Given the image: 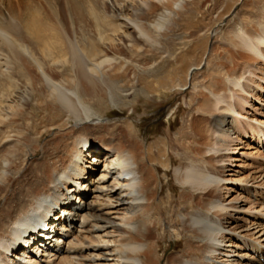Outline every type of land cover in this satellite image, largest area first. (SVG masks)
Here are the masks:
<instances>
[{"label": "bare ground", "instance_id": "bare-ground-1", "mask_svg": "<svg viewBox=\"0 0 264 264\" xmlns=\"http://www.w3.org/2000/svg\"><path fill=\"white\" fill-rule=\"evenodd\" d=\"M72 8L81 21L83 15L77 11L80 8L76 5ZM121 19L129 27L137 26L128 18ZM40 21L33 14L29 16L28 28L32 35L46 34V27L40 26ZM17 29L4 22L0 25V38L6 42L8 52L24 63L37 80L34 96L37 101L31 110L45 125L36 129L40 126H32L28 121L20 128L22 112L19 110H23L22 103L31 100L34 89L17 83L15 97L19 99V105L5 106L3 111L7 119L0 117V127L9 125L8 128L14 129L8 131L10 134L4 143L15 141L22 145L20 150L0 156V195L11 192L6 197L0 221V264H159L157 250L161 235L160 220L155 216L153 205L157 194L156 184L152 182L153 170L150 168L148 175H144L134 146H128L111 132L96 133L99 128L105 129V123L88 122L92 118V121L99 120L91 108L106 107V93L116 86L115 79L126 78V72L119 73L111 60L99 61L98 53L88 54L78 42L82 40L86 44V38H57L56 41L55 38H37L44 55L42 64L25 45L11 37V31ZM254 32L241 30L239 33L241 48L246 52L240 56L245 61L264 60V26L260 32ZM55 42H59L58 50L52 49ZM102 42L105 43L104 38H99V43ZM119 43L122 44V40ZM0 55L2 62H6V56ZM49 61L51 66L48 68ZM69 64L71 72L67 68ZM31 67L36 68L35 74ZM242 71L239 78L230 81L235 89L250 96L243 84L251 72L247 67ZM147 76L150 75H141L140 81ZM45 87L49 89L47 95ZM145 89L152 91L153 87L148 83ZM259 100L264 103V99ZM220 102L225 103V99ZM249 105V100L245 99L242 108ZM244 118L233 103H227L215 133L217 152L228 155L221 161L222 165L228 161L226 166L240 168L232 170V178L205 175L192 164L185 170L187 180L217 185L240 184L244 193H250L251 189H255V194L263 192L264 174L242 182L239 176L241 158L230 155L244 156L246 152L238 149H255V153L249 155L255 154V158L264 160L263 153L256 152L258 148H264V120L247 118L251 124L249 134L245 125L239 129ZM71 120L82 127L70 129L68 122ZM25 129L35 132L37 140L20 131ZM49 130L58 131L51 141L41 146V140H38L49 135ZM242 130L245 138L258 140V146H239L243 142L239 137ZM93 134L95 138H92ZM88 138L95 147L84 148ZM136 146L140 147L139 144ZM19 158L21 162H17ZM13 172L17 178L12 176ZM225 189L227 200L213 202L208 215L187 217L181 213L184 223L204 243L197 261L181 260L173 255L167 264H264V203L253 199L258 205L250 207L249 201L242 197L231 198V188ZM220 214L221 218L218 217ZM244 215L248 218L244 219L245 224H240ZM45 223L50 226L49 230L45 227L48 231L43 229ZM51 230L56 235L50 241L46 234L50 235ZM32 235L33 239L41 235L40 240L33 242ZM193 244L188 247H196ZM183 253L188 255L190 252Z\"/></svg>", "mask_w": 264, "mask_h": 264}, {"label": "rangeland", "instance_id": "rangeland-1", "mask_svg": "<svg viewBox=\"0 0 264 264\" xmlns=\"http://www.w3.org/2000/svg\"><path fill=\"white\" fill-rule=\"evenodd\" d=\"M75 5L83 15L81 21L73 12ZM32 14L39 17L40 26L46 27L45 35H32L29 31L28 18ZM122 17L136 22L137 26H127ZM4 22L18 27L11 31V37L25 45L42 64L44 55L37 38H55V41L57 38H86V44L82 40L78 42L88 54L98 53L99 61L111 60L119 73L126 72V78L115 79L116 86L106 93V107L91 108L94 117L99 120L92 121V118L85 121L96 125L105 123V129L99 128L96 133L111 132L128 146H134L144 175H148L152 168L155 176L152 182L157 187L154 213L160 220L159 264H167L173 255L181 260L191 258L197 261V254L204 243L194 236L181 216L208 215L213 202L227 200L225 187L231 188V198L242 197L249 201L250 207L258 205L253 199L264 203V190L258 194H255V189L244 193L240 184L195 183L187 180L185 171L193 164L205 175L228 179L232 178L233 169H240L226 166L228 161L222 165L221 161L228 155H222L216 149L218 120L226 111L227 103H233L235 109L245 115L242 121L246 123L240 121L239 129L245 125L249 134L251 124L247 118L264 120V103L259 100L264 99V92L261 91L264 87V60L245 61L240 56L246 52L241 48L239 39L241 30L252 33L262 30L264 0H0V25ZM99 38H104L105 43H99ZM59 47V42H55L52 49L58 50ZM0 53L7 58L6 62H2L0 57V117L7 119L3 111L5 106L19 105L20 101L15 97L16 84L19 83L24 88L34 89L31 100L22 103L23 110H19V113L22 112L20 128L28 121L32 122V126H40L36 129L43 128L45 123L40 122L39 116L31 110L37 101L34 97L37 80L24 63L17 61L11 51L8 52L2 38ZM243 67L251 72L243 84L250 96L235 89L230 81L242 75ZM31 68L35 74L36 68ZM67 68L71 72L70 64ZM146 73L150 76L140 81L141 75ZM148 83L153 87L152 91L145 89ZM45 93H49L47 87ZM220 99H225V103ZM245 99L250 105L243 109ZM68 124L70 129L82 127L77 126L74 120ZM8 126L0 127V156L8 151H18L22 146L15 141L4 143L5 137L10 134L8 131L14 130ZM29 129L20 131L36 141L38 135L29 132ZM57 131L49 130V135L39 138L41 146L51 141ZM95 137L93 134L92 138ZM239 137L243 139L239 146H258V140L245 138L243 130ZM89 140L84 148L95 147ZM238 150L245 151V155H230L241 158L239 176L242 182L264 174L263 158L249 155L255 153V149ZM258 150L259 155H264L263 147ZM22 159H17V162ZM12 176L17 178V174ZM9 194L11 192L0 195V221ZM247 218L244 215L239 223L245 224L244 219L246 221ZM43 227L50 229L46 223ZM51 231L54 233V230ZM191 243L196 247H188ZM183 252L190 253L186 255Z\"/></svg>", "mask_w": 264, "mask_h": 264}]
</instances>
